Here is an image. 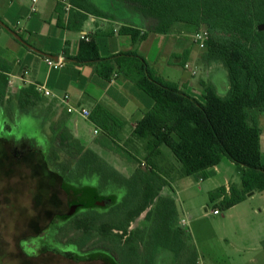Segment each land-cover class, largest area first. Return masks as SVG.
<instances>
[{
  "label": "trees",
  "instance_id": "16d2710c",
  "mask_svg": "<svg viewBox=\"0 0 264 264\" xmlns=\"http://www.w3.org/2000/svg\"><path fill=\"white\" fill-rule=\"evenodd\" d=\"M69 2L70 24L74 18L77 24L74 29L79 30L89 16L111 20L122 17L120 32L130 36L135 45L150 34L190 38L206 29L210 38L206 47L200 49V58L208 66L218 65L227 72L228 92L221 96L212 84H206L202 98L198 99L163 78L138 51L103 59L93 40H82L77 56L68 60L95 65L98 75L108 81L116 73H122L152 99L153 107L127 138L126 123L107 107L96 106L89 118L132 157L144 153L146 168L138 167L126 178L97 152L72 142L67 120L54 119L53 104L38 88L24 86L15 96H9V71L1 66L0 138L13 141L17 135H27L30 130L49 125L51 141L59 145L53 151V159H62L58 166L63 174L72 170L78 177L92 176L99 182L100 190H128L130 199L123 218L118 213V218L106 222L101 221L100 214L93 216V223L103 225L81 232L82 236L77 237L84 238L80 249L95 237L100 240L87 251L109 254L112 260L108 264H198L197 252L187 243L179 226L175 199L160 193L166 187L172 188L178 179L196 174L206 176L224 158L237 166L241 180L229 192L220 187L213 194L222 198V207L233 208L254 190L264 192L259 121L260 115H264V0ZM107 2L110 8L104 6ZM135 16L143 25L133 23ZM190 52L189 47L180 57L182 65L188 61ZM163 146L171 150L180 164L178 170L167 163L161 151ZM146 211L145 225L129 231L130 223ZM77 221L81 229V222ZM166 254H171L170 262L162 261Z\"/></svg>",
  "mask_w": 264,
  "mask_h": 264
},
{
  "label": "crops",
  "instance_id": "0c3cea01",
  "mask_svg": "<svg viewBox=\"0 0 264 264\" xmlns=\"http://www.w3.org/2000/svg\"><path fill=\"white\" fill-rule=\"evenodd\" d=\"M31 7L32 0H0V22L30 46L66 62L63 68H51L45 56L19 42L0 23V66L9 71L8 93L17 94L21 88L29 85L49 91L50 96L45 97L54 106V119L67 120L68 134L72 141L80 146L94 151H110L114 146L117 147L96 124L82 117V128L85 129L89 124L93 134L89 143L83 139L80 124L77 118H74L75 114L67 112L68 106L84 108L91 114L96 106L103 105L126 123L125 134L132 132L145 113L153 107L152 99L133 82L125 79L122 73H116L108 81L98 75L95 65H80L74 60H68L67 58L77 56L82 36H87L97 44L99 55L103 59L138 51L165 79L172 80L198 99L202 98L206 84H212L221 96L229 90L227 72L221 66H208L203 63L197 50H191L189 62L186 61L190 68L196 71V75L193 76L191 71L184 69L186 63L182 65L180 57L189 50V42H186L183 35L150 34L145 41L135 45L130 36L120 32L124 24L122 17L111 20L89 16L81 28L76 30L73 28L77 26L75 18L70 24V13L65 11L61 3L55 0H38V10L34 13ZM133 23L136 26L137 23L142 24L137 16L134 17ZM191 60L193 64L190 63ZM217 80L225 83L224 94L218 91ZM65 96H68L67 103L63 101ZM49 127L46 125V128ZM95 129L99 130L97 134L94 133ZM261 150L264 159L262 127ZM161 151L163 152L162 148ZM163 154L166 155L164 152ZM166 158L172 160L169 156ZM218 171L217 166L209 169L205 175L208 176L210 172L217 174ZM227 185L225 188L228 192ZM233 185L236 186L235 183ZM257 240L261 247L264 236L258 237Z\"/></svg>",
  "mask_w": 264,
  "mask_h": 264
},
{
  "label": "rangeland",
  "instance_id": "374dc122",
  "mask_svg": "<svg viewBox=\"0 0 264 264\" xmlns=\"http://www.w3.org/2000/svg\"><path fill=\"white\" fill-rule=\"evenodd\" d=\"M104 6L111 7L109 2L105 3ZM137 16L139 17V15ZM184 39L186 42H189L190 45H188V47H190V50H197L200 52L199 48L192 45L191 38L184 37ZM192 61L193 60L190 62L191 64H193ZM153 69L157 72L155 67H153ZM168 81L172 82V80ZM216 85L218 91L224 94L226 89L225 83L217 80ZM15 95L16 94H9V96L12 97ZM74 118H77V122L80 124V131L83 135V139H86L89 143L93 135L92 127L87 124L86 128L83 129L82 117L75 114ZM74 118L73 120L75 121ZM259 121L264 132V115H260ZM130 133L131 132L124 134L125 138H127ZM20 138L21 136L19 135L15 137V139ZM162 149L167 156L172 158L170 161L165 155L167 163L178 170L180 164L174 158L171 150L165 146H163ZM95 152L126 178L132 176L135 169L138 167L146 168L144 160L145 155L142 152L138 155L136 154L135 158L118 146H114L110 151L99 149V151L96 150ZM2 155L3 144L0 142V157ZM218 170L217 174L210 172L207 177L192 175L190 177L178 179L172 183V188L166 187L160 194L170 195L175 199L178 209L179 226L185 232L187 243L197 252L198 264H264V248L262 246L260 247L257 240L258 237L264 236V192L254 190L247 195L245 201L231 209H225L221 205L222 199L213 197V194L218 187H225L227 183L229 192L234 183L239 186L241 178L237 166L226 158L222 160L218 166ZM32 183L31 186H35L33 181ZM82 185L83 187L97 189L99 182L97 180L95 181V179L85 180ZM101 191L102 196H111L109 198L111 199L109 206L115 207V209L111 208L108 210L107 214L104 216V220L108 222L111 219L118 218V213L119 217L122 216L123 218L125 214L123 212L125 204L128 203L130 199L128 190L123 188H110ZM121 204L124 206H120ZM31 205L30 202V206ZM215 210H217L219 214H214ZM95 212L101 213L102 211L95 210ZM146 213L147 211L130 223L129 231L141 228L145 225ZM183 220L187 221L188 224L186 226L182 225ZM10 226L12 227H9L8 231L0 230V264H106L100 260L94 259L77 260L78 262H73V260L48 253L37 259L30 258L27 260L23 257L21 248L15 246L11 240V235L14 233L12 228L15 225L13 224ZM115 233L117 232L115 231ZM80 234V231L76 233L62 232L60 238L66 242L74 236H80ZM99 240V238L95 237L90 239L86 248L93 247ZM56 248L60 249L58 246ZM67 251L77 255L78 258L87 255L81 256L75 248L74 250L68 249ZM169 256L172 257L171 254L163 255L162 261L170 262Z\"/></svg>",
  "mask_w": 264,
  "mask_h": 264
},
{
  "label": "flooded vegetation",
  "instance_id": "af4514ba",
  "mask_svg": "<svg viewBox=\"0 0 264 264\" xmlns=\"http://www.w3.org/2000/svg\"><path fill=\"white\" fill-rule=\"evenodd\" d=\"M33 130L13 141L0 138L3 144V155L0 157V230L8 231L12 227L10 225H15L11 240L21 248L27 260L48 253L73 262L94 259L108 264L112 260L109 254L98 251L90 254L87 251L90 247L86 248L88 243L83 249L79 248L84 238L77 237H81L82 233L66 242L60 235L62 232H83L103 225V222L95 224L91 220L100 214L101 221H105L108 210L115 209L109 206L111 196H102L99 185L97 189L83 187L85 180L94 179L92 176L85 174L78 177L72 170L63 174L58 166L62 159H53V151L59 145L51 141V129ZM32 181L35 186H31ZM77 220L81 222V229ZM74 248L81 256L87 255L78 258L67 251Z\"/></svg>",
  "mask_w": 264,
  "mask_h": 264
},
{
  "label": "built area",
  "instance_id": "2783aa9c",
  "mask_svg": "<svg viewBox=\"0 0 264 264\" xmlns=\"http://www.w3.org/2000/svg\"><path fill=\"white\" fill-rule=\"evenodd\" d=\"M56 2L61 3L64 6V9L67 13H69L72 9V5L69 2V0H55ZM37 5H38V0H32V7H31V11L32 13L37 12ZM19 23V22H18ZM1 28V26H0ZM191 38V42L193 43V45H195L197 48L199 49H204L206 47V44L210 38V34L206 29H201L199 30L197 33L193 34L190 36ZM82 40L85 41H89L90 38H88L87 36H82L81 37ZM46 62L49 64V66L53 69H60L63 68L65 65V60L64 59H60L58 61H54L50 58H46L45 59ZM184 69L187 71H191L192 75L195 76L196 75V71L192 70L190 68V64L186 63L184 65ZM39 91L43 92L45 96H50V92L47 90H43V88H38ZM68 100V96H65V98L63 99V101L65 103H67ZM67 112L69 114H78L81 117H83L84 119H89L90 118V112L84 108H80V107H72V106H68L67 107ZM99 132L98 129H95L94 133L97 134ZM214 214H219V212L217 210L214 211ZM188 223L186 220H183L182 225L186 226Z\"/></svg>",
  "mask_w": 264,
  "mask_h": 264
},
{
  "label": "water",
  "instance_id": "95a60500",
  "mask_svg": "<svg viewBox=\"0 0 264 264\" xmlns=\"http://www.w3.org/2000/svg\"><path fill=\"white\" fill-rule=\"evenodd\" d=\"M1 23V22H0ZM1 25L3 26V28H5L10 34H12V36L14 38H16L19 42L23 43L26 47H28L29 49H31L32 51L42 55V56H45L46 58H50V59H53L54 61H58V57H55V56H50V55H46L42 52H40L39 50H37L36 48L30 46L29 44H27L25 41H23V39L17 34L15 33L14 31H12L10 28H8L5 24L1 23Z\"/></svg>",
  "mask_w": 264,
  "mask_h": 264
}]
</instances>
